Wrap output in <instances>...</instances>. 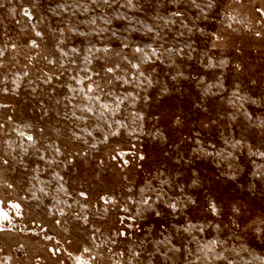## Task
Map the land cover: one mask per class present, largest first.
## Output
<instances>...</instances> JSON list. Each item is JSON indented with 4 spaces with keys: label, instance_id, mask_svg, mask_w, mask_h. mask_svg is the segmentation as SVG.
Instances as JSON below:
<instances>
[{
    "label": "rangeland",
    "instance_id": "374dc122",
    "mask_svg": "<svg viewBox=\"0 0 264 264\" xmlns=\"http://www.w3.org/2000/svg\"><path fill=\"white\" fill-rule=\"evenodd\" d=\"M0 2L5 5L0 8V48L9 46L0 57L4 64L0 68V81L7 77L6 83H0V89L14 87L11 83L14 74L29 72L15 93L0 91V104L9 105L0 108V124H6L5 129H0V154L7 150L5 140L18 139L11 131L13 125L6 123L7 117L12 116L16 124H31L28 131L41 143L59 146L64 155L55 158L65 162L44 170L47 166L30 149L29 157L25 158L26 170L19 164L12 169L0 168V199L19 200L22 206V214L14 219L12 230L0 232V264H77L75 257L82 254L84 247L93 249L94 255L104 254L102 258L97 256L92 264H114L119 257H112L107 251L109 247L113 252L124 251L125 261L130 258V249L143 251L142 264L149 260L151 264H228L229 261L264 264V238H261L264 158L249 152V146L252 151H264V36L258 38L254 34L255 31L264 33V25L260 23L264 17L257 12L258 8L264 9V0H240L239 3L216 0L217 6L207 19L200 17L191 0H134V8L121 7L126 0H117L112 8L102 5L87 14H83V6L89 5L90 0ZM198 2L203 6L206 0ZM60 4L67 5V11L57 8ZM13 7L15 13L9 10ZM25 7L33 14L31 23L22 15L21 9ZM177 10L184 15L171 16ZM227 12L245 24L233 22L232 28H227ZM118 14L127 16L131 25L128 20L116 19ZM93 16L95 25L81 23ZM105 19H111L112 24L106 25ZM166 20L176 23L166 26ZM140 21L160 31L165 39L153 41L151 33L144 35L146 29ZM32 24L44 34L43 38L34 35ZM126 26L139 31H124ZM101 27L117 30L121 38H128L130 45L157 46L162 42L165 48L184 49L182 55L174 52L171 59L165 53L164 64L142 66L153 79L150 87L137 88L135 84L114 87L120 94L125 90L131 93L120 116L126 118L125 123L135 134L129 135L122 129L121 135L109 136L107 142L101 141L111 130L103 123L97 127L91 118L86 125L71 118V110L65 108L68 104L65 97H72L64 87L71 83L66 75L53 80L51 85L42 83V71L53 75L62 71L59 64L54 67L42 58L45 55L50 59L60 58L55 50L58 39H66L69 46L81 49L89 42L99 45V37H78L69 28L91 31ZM178 31L184 35L177 36ZM213 32L223 36L222 40L215 41V47L209 36ZM103 35L104 43L112 48L105 57L106 66L120 65L118 75L130 74L133 70L121 57L133 59L131 50L122 48L121 38L110 37V33ZM31 39L37 40L38 49L28 47ZM12 44L17 45L15 50ZM117 52L121 55H116ZM28 57L35 59L29 63ZM209 57L216 67L207 66ZM173 60L178 67L167 66ZM221 60L227 64L221 66ZM92 67L99 71V62L94 61ZM152 67L155 72L150 71ZM173 76L177 78L173 80ZM33 87L35 92L31 90ZM137 95L139 98L134 102L132 97ZM72 102L83 103L79 97ZM45 109L48 115L41 119ZM65 111H69L68 119L64 117ZM76 111L77 115H83ZM133 112L141 113L144 119L134 123ZM76 124L88 127L93 136L80 133L74 127ZM41 128L43 134L39 131ZM57 128L59 134L55 131ZM74 130L89 144L74 140ZM237 140L242 143L233 147ZM92 143L96 144L95 148L90 147ZM117 153L124 155L113 160L111 157ZM140 155L144 156L143 161ZM68 159L72 160L71 164L66 163ZM123 160L128 164L124 165ZM37 164L41 170L33 171ZM53 169L64 177L63 181L53 179ZM5 180L14 184L13 190L2 186ZM61 183L67 192L56 190ZM40 188L45 192L38 191ZM141 188L145 193L141 194ZM33 191L38 199L32 198ZM82 191L86 199L79 195ZM157 192L181 207L189 198L196 203H188L179 213L165 209L161 217L139 220V227H127L133 223L127 218L135 214L134 201L155 197ZM105 196L114 197L115 203H105L101 199ZM209 202L217 204L219 215L210 212ZM234 207L240 211L233 212ZM124 208L129 211H123ZM60 210L65 215L61 216ZM121 220L125 223L121 224ZM189 224L196 227L184 231ZM200 226L203 232L199 231ZM117 230L127 231L129 236H117ZM48 236L54 239H46ZM110 239L116 243L111 244ZM214 239L223 243L217 244L213 252L227 259L212 258L213 253L204 258L202 245ZM96 244L101 247L97 249ZM173 246L180 251H169ZM53 249L59 251L53 255L50 251ZM161 253H167V257Z\"/></svg>",
    "mask_w": 264,
    "mask_h": 264
},
{
    "label": "snow or ice",
    "instance_id": "6c2138e0",
    "mask_svg": "<svg viewBox=\"0 0 264 264\" xmlns=\"http://www.w3.org/2000/svg\"><path fill=\"white\" fill-rule=\"evenodd\" d=\"M9 3H11V0H8ZM236 2H240V0H236ZM117 3V0H90L89 5L83 6V14H87L89 12H95L96 9L100 8L102 5H107L109 8H112L113 5ZM191 4L198 9L200 13V17L207 19L209 13L213 8H215L216 0H206V3L201 6V3L198 2V0H191ZM91 5H95L96 8H92ZM5 5L3 2H0V8H3ZM77 8L81 7V5H77ZM121 7H128V8H134V0H126L124 4L121 5ZM57 8L62 9L64 11H67L68 6L67 5H57ZM10 12L15 13L16 8L9 9ZM22 15L27 17L28 22L31 23L33 20V14L31 10L27 7L22 8ZM54 11V10H53ZM257 12L264 17V9H257ZM184 13L182 11H174L171 13V16L173 17H182ZM226 19L229 21L226 25L227 28L231 29L233 22L245 24V21L239 20L237 16L233 15L231 12L225 13ZM116 19L124 21L128 20V25H131V20L128 19L127 16L123 14H118L116 16ZM19 23V21H17ZM81 23H90L92 25L96 24V17L93 16L89 21H81ZM104 23L106 25H111L112 20L111 19H105ZM143 25V28L146 29L144 32V35L152 34L151 39L153 41H163L165 37L161 36L160 31H156L153 29L151 25H148L142 21L138 22ZM175 20H166L165 25H171L175 24ZM182 23V22H181ZM260 23L264 25V20H261ZM184 27H187V25H182ZM32 30L34 31V35L36 37L43 38V33L36 29V25L32 24ZM191 31V29H188ZM69 31L73 33V35L78 37H89V36H96L100 38L99 45L96 43L89 42L83 49L76 47L75 45L69 46L66 39H58L55 43V50L59 53V59L52 58L50 59L47 55L43 56L42 58L47 61L49 65H53L54 67L59 64L60 69H62L61 72L53 75L49 74L48 72H43V80L42 83L51 85L53 83V80H60L61 76L66 75L68 81H71V83H66L64 87L67 89L68 93L72 94V97L66 96L65 99L68 100V104L65 105L66 109L71 110V118L74 121H79L83 124H87V121L91 118L94 121L97 122V127H99L100 123H103L107 129H110L111 131L106 133L103 136V139L101 142H107L109 136H119L121 135V130L124 129L128 132L129 135H134L135 132L128 128V125L125 123L124 117L120 116V113L122 111V107L126 106V101L131 96V93H128L125 90L124 94H120L117 91L113 90L114 87L118 84L120 87H123L125 85H132L135 84V87L137 88H145L150 87L153 84V79L149 75V70L142 68L144 65H156V64H164L165 61L163 59L164 54L167 53L169 56V59H171L174 52H178L179 54H183L184 49L175 50L173 48H165L164 43H159L157 46H153L152 43H149L145 46H140L139 44L133 43L129 44L127 42L128 38L123 37L121 38L120 32L117 30H112L111 28H96L91 31H80L78 29L69 28ZM124 31H131V32H137L139 29L134 27L126 26L124 28ZM248 31H252V28H248ZM61 35H63V30H60ZM201 32H203V29H201ZM105 33H110V37L114 38H121V46L124 49H130L132 52L133 59H129L128 56H122L121 58L130 65V68L133 70L130 74L127 75H118V71L120 70V65H115L114 67L106 66V59L108 53L112 51V48L110 45L104 43V35ZM255 36L260 38L264 36V33L261 31H255ZM177 36H183V32H177ZM210 39L213 41V47H215V41H219L223 39V36L217 34L216 32L209 34ZM8 45L5 44L3 48H0V57H3L5 52L8 50ZM28 47L33 49H38L40 47L39 43L36 39H31L28 42ZM12 50H15L17 48L16 44L11 45ZM162 50V51H161ZM99 53H103L104 56L98 55ZM39 54V53H38ZM71 54V55H70ZM116 55H121V53L117 52ZM80 58V59H78ZM29 63H31L32 60L35 59V57H28ZM188 59H191V56L188 57ZM99 62L100 70L97 71L96 68L92 67L93 62ZM211 58L209 57V63L208 67H216L217 65L212 64ZM67 62V63H66ZM221 66L226 65V60H221L219 62ZM168 67H178L175 64V61L173 60L171 64L167 65ZM4 64L0 62V68H3ZM28 66L25 65V68ZM237 68H239V65H236ZM151 72H155L156 69L154 67L150 68ZM15 79L11 81V83L14 85L13 88L3 87L0 89V91H3L5 94L9 92L15 93L20 88V82L23 80L24 77H27L29 75L28 71H24L23 73H16ZM177 75H182V73H178ZM177 77L173 76L172 79L175 80ZM7 77L4 78V80L0 81V83H6ZM29 83H32V81H29ZM210 87V86H209ZM33 92L36 91V88L33 87L31 89ZM53 91L55 89L53 88ZM166 91V89H165ZM75 97H79L83 103L82 104H75L73 103V99ZM138 95L136 97H132L133 101L135 102L136 99H138ZM255 103V101H252ZM59 103V101H57ZM9 105L6 104H0V108H8ZM78 110L80 113H83V115H77ZM48 115L47 109L44 110L43 115L41 116V119L44 118V116ZM133 117V122L135 123L136 120H143L144 117L139 112H133L131 113ZM65 119L69 118V111H65L64 113ZM7 124H12L13 127L11 129L12 133L15 134V137L18 139H8L4 141V144L6 146V151L3 152V154H0V168H7L12 169L16 164H19L20 166L24 167L25 170L28 167V164L26 162V157H29V150H34L36 154V158L38 161L42 162L45 166H47L44 170H48L52 165H56L58 163H65L64 161H58L55 157L63 156L64 152L61 150L59 146H55L54 143H41L40 140L37 139L33 134H31L29 129L32 128L31 124H16L13 121L12 116L7 117ZM176 123L179 124L180 120L179 118L176 119ZM75 128L79 129L80 133H87L88 136H93V132L88 129V127H80L79 124H76L74 126ZM6 124H0V129H5ZM40 133L43 134L44 129H39ZM57 134H59L60 129L57 128L55 130ZM72 138L74 140L82 141L85 144H89V141L85 139L83 135H80L77 133V131L72 132ZM242 141L237 140L232 145L233 147H236L237 145H240ZM39 145V146H38ZM90 147L95 148L96 144L92 143ZM54 153V155H49V153ZM249 152L253 156H259L261 158H264V151H252L251 146H249ZM211 155V153H208ZM84 155H87V153H84ZM123 153H117L116 155L112 156L111 158L113 160H116L119 157H123ZM139 159L143 160L144 156L140 155ZM67 164H71L72 160L68 159L66 161ZM103 163V161H101ZM123 164L127 165L128 161L123 160ZM40 164H37L36 167L33 169V171H40ZM52 176L54 180L57 181H63L64 177L60 175L59 172H56L54 169L52 170ZM234 178V177H233ZM161 183H165V181H161ZM3 187L7 188L8 190L14 189V184L9 183L6 180L3 181L2 184ZM59 191L67 192V189L64 187L63 183L59 184L58 188L56 189ZM152 191H155L154 189H149ZM40 192H45L44 188L38 189ZM132 190L129 189V192ZM145 189L141 188L140 192L141 194L145 193ZM47 194V193H45ZM79 195L81 197L87 198V195L85 192H80ZM31 196L34 199H38L36 197V193L33 191L31 192ZM101 199L105 203H115V198L110 196L101 197ZM135 204H137V207L135 209V214L128 217L127 219H130L133 223L130 225H126L127 227H139V224L137 221L139 220H151L152 217H161L165 214V209H167L170 213H179L180 211L187 208L188 203L195 204L196 201H192L190 198L187 201H184L182 203V207L178 206V202L172 200V199H164L162 192H157V195L155 197L153 196H146L142 198L139 201H134ZM208 209L213 215H219V209L217 207V204L215 202H209ZM123 211L128 212V208H124ZM239 208H233V212H239ZM22 214V206L19 202V200H13V199H0V232L5 231H11L14 227L13 221L16 217L21 216ZM53 214H55L53 212ZM61 216L65 215L63 210H60L59 213ZM77 218L80 219V216L77 214ZM85 222H87V217L83 218ZM57 224L60 223L59 220L56 221ZM121 224H124L125 221L121 220ZM261 223L264 224V220H261ZM196 227V225L189 224L187 228L184 229V231H190L191 228ZM203 227H199V231L203 232ZM95 231H99V229H96ZM256 232H260L259 229H254ZM117 236L120 237H128L129 232L127 231H120L117 230L116 232ZM48 240L54 239L51 236L45 237ZM261 238H264V233H261ZM93 241L95 242V236L92 237ZM111 244H115V239H110L109 241ZM57 243H59L57 241ZM219 243H223V241H217V240H211L207 244L202 245V250H204V258H209V253H213V257L215 259H227L226 257H222L220 253H214L213 250L215 246ZM95 247L98 249L101 247V245L96 244ZM52 251L53 255H55L59 249H53ZM108 253L111 254L112 257H119V259L115 260L114 264H133V260H135L136 264H142L141 257L144 255L143 251H136V250H129L130 258L125 261L124 257L126 253L124 251L121 252H113V250L109 247L107 249ZM169 251H176L179 252L180 248H176L173 246L172 249H169ZM84 254H87L85 257ZM165 257H167V253H161ZM71 255V254H69ZM103 253H96L93 254V249H90L88 247L83 248V252L81 255L76 256L75 260L77 264H92L93 261L97 259V256L103 257ZM152 254L149 253V256ZM147 264H151V261H147ZM228 264H232L231 261L228 262Z\"/></svg>",
    "mask_w": 264,
    "mask_h": 264
},
{
    "label": "trees",
    "instance_id": "16d2710c",
    "mask_svg": "<svg viewBox=\"0 0 264 264\" xmlns=\"http://www.w3.org/2000/svg\"><path fill=\"white\" fill-rule=\"evenodd\" d=\"M141 160V159H140ZM141 161H143V160H141Z\"/></svg>",
    "mask_w": 264,
    "mask_h": 264
},
{
    "label": "water",
    "instance_id": "95a60500",
    "mask_svg": "<svg viewBox=\"0 0 264 264\" xmlns=\"http://www.w3.org/2000/svg\"><path fill=\"white\" fill-rule=\"evenodd\" d=\"M28 8V7H27ZM30 9V8H29Z\"/></svg>",
    "mask_w": 264,
    "mask_h": 264
}]
</instances>
